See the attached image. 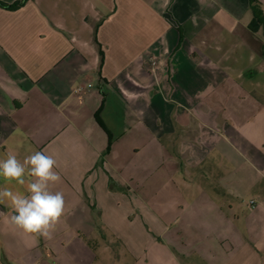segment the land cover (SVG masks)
<instances>
[{
  "label": "crops",
  "instance_id": "0c3cea01",
  "mask_svg": "<svg viewBox=\"0 0 264 264\" xmlns=\"http://www.w3.org/2000/svg\"><path fill=\"white\" fill-rule=\"evenodd\" d=\"M250 2L0 7V159L52 155L65 198L51 239L13 227L0 203V264H264V26ZM162 155L185 178L228 164L229 186L146 202Z\"/></svg>",
  "mask_w": 264,
  "mask_h": 264
},
{
  "label": "clouds",
  "instance_id": "9594fccd",
  "mask_svg": "<svg viewBox=\"0 0 264 264\" xmlns=\"http://www.w3.org/2000/svg\"><path fill=\"white\" fill-rule=\"evenodd\" d=\"M57 160L43 151H36L21 162L15 154L0 159V177L5 182L26 185L27 194L0 188V203L7 200L13 214L10 223L25 233L51 239L64 214L65 198L50 186L61 180ZM32 177L33 179H28Z\"/></svg>",
  "mask_w": 264,
  "mask_h": 264
},
{
  "label": "rangeland",
  "instance_id": "374dc122",
  "mask_svg": "<svg viewBox=\"0 0 264 264\" xmlns=\"http://www.w3.org/2000/svg\"><path fill=\"white\" fill-rule=\"evenodd\" d=\"M241 105L243 106V104ZM164 157L165 156L162 155L161 157L162 165L158 169V172H156L157 169L156 167H154L153 170L156 169L155 172L152 173V175L145 181V193L143 192V194H145L146 202H150L152 204L153 203L152 198L154 197L153 193H156L157 190L160 189L162 198L164 194H168V198H166L165 200H161V204L167 207H170V206L175 207V205L181 206V204H183V201L181 200L169 198L170 194L172 195V197L180 198L182 196L181 198L185 197V199H188V201L190 202L194 201L196 203H199L201 194H204V193L217 194V191L219 190V188H220L219 191L221 190L224 191L225 189L223 187L228 188L229 186L228 184L225 183L226 178L224 177V174L226 173L227 170L229 173V169L227 167L228 164L223 169H221V172L217 171L220 167L219 168L217 167L214 168L215 166L212 168L208 167L209 169L207 170V175H208L207 178H201L200 173L198 174L194 173L192 177L185 178L182 175L176 173V171L178 170V167H180L181 165L175 166L176 168H173V170H171L172 173H170L169 171L167 173H164L165 171L170 169L169 164H167V162H164L166 160V158ZM147 168L149 169V172L152 170V166H148ZM157 173L159 175H157ZM209 174H212V176ZM181 176H182V179H180ZM229 176L232 177L233 172L230 173ZM220 185L223 186L222 187L223 189L220 187ZM244 185H246V187H244ZM154 190L155 192H152ZM240 194H243L241 201L245 203L246 202L249 203L252 199V194H255V193L253 189L250 188V184H242Z\"/></svg>",
  "mask_w": 264,
  "mask_h": 264
},
{
  "label": "trees",
  "instance_id": "16d2710c",
  "mask_svg": "<svg viewBox=\"0 0 264 264\" xmlns=\"http://www.w3.org/2000/svg\"><path fill=\"white\" fill-rule=\"evenodd\" d=\"M28 1L30 0H20L18 2H15L13 4H8L6 2L0 1V7L6 10H10V11H16L20 8H22ZM251 4V8L254 12V17H255V24L258 26V29H260L262 26H264V12L260 6V3L258 0H251L250 2ZM97 32V30H96ZM100 55H101V60H102V64L104 62V53L101 49L100 46Z\"/></svg>",
  "mask_w": 264,
  "mask_h": 264
},
{
  "label": "built area",
  "instance_id": "2783aa9c",
  "mask_svg": "<svg viewBox=\"0 0 264 264\" xmlns=\"http://www.w3.org/2000/svg\"><path fill=\"white\" fill-rule=\"evenodd\" d=\"M152 65L155 66L156 62L154 60L151 61Z\"/></svg>",
  "mask_w": 264,
  "mask_h": 264
}]
</instances>
